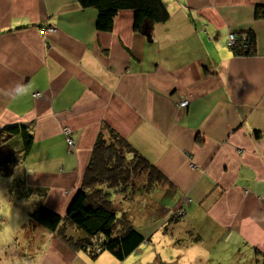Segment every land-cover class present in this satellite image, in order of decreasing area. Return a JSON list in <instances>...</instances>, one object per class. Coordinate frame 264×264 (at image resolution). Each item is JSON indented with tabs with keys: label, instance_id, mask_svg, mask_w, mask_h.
I'll return each mask as SVG.
<instances>
[{
	"label": "crops",
	"instance_id": "crops-1",
	"mask_svg": "<svg viewBox=\"0 0 264 264\" xmlns=\"http://www.w3.org/2000/svg\"><path fill=\"white\" fill-rule=\"evenodd\" d=\"M162 1L168 18L142 32L131 9L99 30L96 9L78 0H0V129L26 125L33 137L4 184L22 174L24 196L8 199L26 215L39 204L65 215L107 128L161 176L147 187L141 176L120 195L121 214L145 237L124 259L90 255L40 225L30 226L37 233L21 255L43 264H178L143 247L161 227L187 232L199 264L264 255V18L253 14L264 0ZM247 32L252 51L235 54L228 34ZM65 232L83 235L69 224Z\"/></svg>",
	"mask_w": 264,
	"mask_h": 264
},
{
	"label": "trees",
	"instance_id": "trees-1",
	"mask_svg": "<svg viewBox=\"0 0 264 264\" xmlns=\"http://www.w3.org/2000/svg\"><path fill=\"white\" fill-rule=\"evenodd\" d=\"M78 2L81 6H92L96 9L95 27L99 30H110L113 16L120 9L133 11V29L142 32L150 31L155 23L164 21L169 16L162 0H78ZM253 14L255 18H264V5H256ZM253 44L254 34L247 32L236 36L230 48L235 54H248L252 51ZM32 139L31 129L26 125L15 124L0 129V170L4 174H10L12 167L10 165L25 158ZM141 175H146L145 187L152 185L155 179L161 177L125 139L108 128L106 132L100 131L92 147L81 185L70 201L65 215H59L39 204L28 213V225H40L58 234L72 247L82 248L90 255L108 251L117 259H124L144 241L145 237L135 229L124 213L120 215L116 213L110 199V191L120 192L123 197L128 196L135 190V180L140 181ZM23 180V175L17 174L8 182L7 191L10 199H14L15 196L22 199ZM66 224L80 230L83 235L76 239L67 236ZM96 247L99 248L97 252ZM258 255L259 258L249 264H264V255Z\"/></svg>",
	"mask_w": 264,
	"mask_h": 264
},
{
	"label": "rangeland",
	"instance_id": "rangeland-1",
	"mask_svg": "<svg viewBox=\"0 0 264 264\" xmlns=\"http://www.w3.org/2000/svg\"><path fill=\"white\" fill-rule=\"evenodd\" d=\"M39 94L40 93H38L37 95H39ZM37 95H35V96H37ZM65 127L67 128L68 126H63L61 128V130H63ZM14 149H17V147H14ZM19 164H20V162H16V163H13V165H10V166H12L11 171L14 172ZM141 176H145V175H141ZM7 177H8V175L4 174L0 170V183H2L3 187L5 184V179ZM138 182H139V180L136 179L135 184ZM120 195H121V193H119L117 191H113V190L110 191V199L114 204L113 207L115 208L116 211H118V214H119V212H120V214L122 212L120 210V206H124L123 197H121ZM15 207L17 209H19L20 215L19 216L14 215L12 222H13V224H16L18 222L23 224L24 223V217L26 216L28 218V214L26 215L23 207H17V206H15ZM159 209H160V207L156 208L155 211L156 212L159 211V213H160L161 210H159ZM163 221H164V219H163ZM161 228H160L159 232H155L152 235V237L150 239L151 242H150L149 246L148 247L143 246L145 249H148L147 252L152 251L153 253H155V256L161 257L164 260H166L167 262L175 260V261H177L176 263H178V264H199L198 263V261H199L198 255L199 254H197V252H196V249H197L196 245H194V244L192 245V243H194L195 241H193L189 237L187 232L183 231L180 227H178V228L176 227L175 232L173 230H171L172 233L169 234L167 231L163 230L164 228H162V229ZM32 229L33 228H31L30 225H28V223L24 225V232L22 233V236H23V239L27 241V247L26 248L29 247V244L31 243L30 241L33 240L32 237L36 236V233H37L36 231H34ZM180 231H181V233H180ZM179 234H181V235H179ZM183 237H184V239H183ZM177 238H180L181 240L183 239L181 241V244H183V247H181V248L185 251L183 255H182L181 251L179 253V250H181L180 247L175 245V243H176L175 240H177ZM186 244H187V246H186ZM143 247L141 246V248L143 249V251L145 253L146 250ZM22 250H21V252L26 251V249L24 251H22ZM203 264H205V263H203Z\"/></svg>",
	"mask_w": 264,
	"mask_h": 264
},
{
	"label": "clouds",
	"instance_id": "clouds-1",
	"mask_svg": "<svg viewBox=\"0 0 264 264\" xmlns=\"http://www.w3.org/2000/svg\"><path fill=\"white\" fill-rule=\"evenodd\" d=\"M22 203L27 206L24 201ZM14 215H20L19 209L8 199V191L0 183V264H43L40 255L32 258L27 253L20 254L27 247L22 233L28 218L24 217L23 224H13Z\"/></svg>",
	"mask_w": 264,
	"mask_h": 264
},
{
	"label": "built area",
	"instance_id": "built-area-1",
	"mask_svg": "<svg viewBox=\"0 0 264 264\" xmlns=\"http://www.w3.org/2000/svg\"><path fill=\"white\" fill-rule=\"evenodd\" d=\"M235 40H236L235 34L229 33L228 34V41H227L228 46L231 47V45L234 43ZM37 94H38V92H35V93H33V96H35ZM187 104H188V99L185 96L181 95L179 97L178 101H177V105L180 106V107H185ZM62 133L65 135V140H66L67 147L70 150H72L74 144H73V139L71 137V130H70V128H68V127L66 128L65 127L62 130ZM97 251H99V248L98 247L95 248V252H97Z\"/></svg>",
	"mask_w": 264,
	"mask_h": 264
}]
</instances>
